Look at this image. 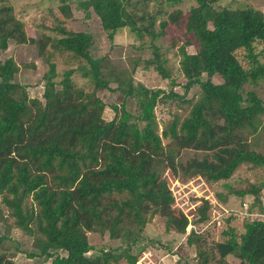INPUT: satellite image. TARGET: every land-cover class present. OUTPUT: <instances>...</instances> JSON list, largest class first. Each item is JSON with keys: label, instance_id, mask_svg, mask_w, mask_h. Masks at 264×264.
Instances as JSON below:
<instances>
[{"label": "trees", "instance_id": "1", "mask_svg": "<svg viewBox=\"0 0 264 264\" xmlns=\"http://www.w3.org/2000/svg\"><path fill=\"white\" fill-rule=\"evenodd\" d=\"M147 1L83 0L79 7L94 12L110 42L124 29L139 40L161 38L170 28L181 32L180 72L186 80L185 94L199 88L195 98L186 100L172 90L166 94L135 85L134 71L110 72L104 58H92L90 34L58 26L61 36L52 41V54L44 57L43 53L48 66L43 102L30 99L16 82L19 67L13 58L0 60V202L13 227L33 237L36 255L54 258L55 264H120L121 260L135 264L138 255L133 250L145 251L146 246L138 247L142 232L156 216L164 220L166 233L184 236L185 245L194 250L195 264H230L228 257L237 264H264V222L246 221L238 233L231 225L238 217L228 213L222 240L208 242L207 229L187 235L190 221L173 210L165 176L223 183L228 196H252L250 211L254 206L263 211L264 176L246 191H235L227 182L242 166L264 171V155L257 150L264 133V100L254 91L264 83V13L253 8L216 10L217 0H193L195 6L188 13L160 11L165 18L155 31L156 17L139 10ZM154 1L167 7L181 2ZM31 41L13 7L0 0V52L7 50L9 42ZM177 41L175 37L174 47ZM152 46L154 57L146 66L154 67L173 87L166 60ZM63 53L86 66L65 71L57 81L56 65L50 59ZM76 71L90 82L91 91L76 86L72 79ZM214 76L221 82H212ZM110 84L124 95V102L112 107L114 117L106 121L97 91L112 90ZM163 98L180 99L188 112L181 119L174 115L159 133L155 109ZM127 100L135 102L136 113L126 109ZM187 151L202 157L183 162L182 153ZM216 198L218 205H226V196ZM210 207L202 202L196 225L209 221ZM4 217L0 210V222H6ZM89 233H107L125 247L88 256L94 250ZM7 239L0 237V243ZM59 252L66 255L61 257ZM0 264L16 263L6 251L0 252Z\"/></svg>", "mask_w": 264, "mask_h": 264}, {"label": "rangeland", "instance_id": "2", "mask_svg": "<svg viewBox=\"0 0 264 264\" xmlns=\"http://www.w3.org/2000/svg\"><path fill=\"white\" fill-rule=\"evenodd\" d=\"M7 1L13 7L15 16L24 24L25 32L32 41L25 45L9 42L7 50L0 52V60L14 59L19 67V72L15 76L16 82L24 88L30 99H38L43 102L45 89L43 76L48 70L47 64L43 61V53H45L44 57L51 53V43L60 38L61 35L56 30L58 26H63L73 32L90 34L93 40L90 48L92 58H104L106 60L105 66L110 72L134 71L132 81L135 85L142 84L148 89H160L166 94L172 90L175 95L186 100L195 98L199 92V88L195 86L185 94L184 85L186 80L180 72V57L177 55L183 42V35L174 28L166 30L163 37L155 40L151 38L139 40L127 29H124L116 34L113 42H110L94 12L89 11L87 13L79 7V3L83 0ZM137 1L141 2L142 0ZM194 6L195 2L193 0H181L177 7L160 6L154 0H148L139 5V10L145 9L147 13L156 17L155 31H157L158 22L165 18L163 14H159L160 11H165L168 14L175 9H179L183 13H188ZM213 7L216 10L223 8H253L264 13V0H217ZM175 37H177L178 41L174 47L172 42ZM152 45L158 48L162 59L166 60L164 67L171 73L172 79L175 81L173 87L169 80H164L160 77L154 67L146 66V61L152 60L154 57ZM257 50L260 51L261 46H258ZM187 51L189 53L194 52L192 48H187ZM50 60L56 65L57 81L62 78L65 71L71 68L75 69L79 65L86 66L83 60L72 59L71 56L65 53L54 55ZM72 79L77 87L84 88L87 91L92 90L90 82L82 78L81 72L76 71ZM212 82L220 83L221 79L218 76H214ZM110 88L114 91H97L98 98L105 105L103 118L106 121H110L114 117L112 107L121 106L124 102V95L116 89V85L110 84ZM246 89L252 88L246 87ZM254 91L264 100V83L254 88ZM126 109L132 113L137 112L136 104L132 100H127ZM187 112L188 108L182 104L180 99L163 98L155 109L159 133L171 122L174 115L181 119L187 115ZM163 143L166 145L168 142L163 140ZM258 143L257 150L264 155V133H261ZM193 156L202 157V154L193 151L183 152L181 160L185 162L189 157ZM165 176L174 198L173 210L176 213L182 212L191 223H198L199 208H201L202 202L207 199L210 202L213 201L209 216L214 217V219L218 217L219 220L208 227L206 232L204 231V237L207 238L208 242L223 239L221 233L227 229L226 218L228 213L237 215L238 220L233 221L231 225L237 229L238 233L242 231L243 224L246 221L258 220L264 222L263 206V211H260L258 206H254L251 211L248 209L251 212L248 216L242 212L243 204H247L249 208L254 205L252 196H248L245 199L234 195L228 196L227 191L222 186L223 183L209 185L199 177L185 178L180 176L175 179L170 173H166ZM263 176L264 171L261 169L250 170L247 166H242L227 183L235 191H246L250 190L252 185L260 183L263 180ZM217 194L226 196L227 203L225 207L217 205ZM262 197H264V191L260 193L261 205ZM0 210L3 211V216L6 219V222H0V237L8 238L0 243V252L5 253L8 251V256H11L16 264H55L54 258L47 259L36 255L38 250L33 245V237H29L13 227V220L8 217L7 210L1 202ZM87 237L89 244L94 248L93 251L88 253V256H96L100 250H114L125 247V245H121L120 241L110 240L107 233L103 235L89 233ZM142 238L143 241L139 243L138 247L146 246L147 248L144 252L150 249L158 254L163 253V251L171 254L168 259L164 260L165 264H175L178 257L180 260L177 264H195L193 248H188L185 245L183 235L172 232L166 233L162 218L156 216L151 219L142 232ZM136 250H133V253L137 254L139 258L143 252L140 253L138 249ZM175 251L177 255L173 254ZM29 254H35L36 256L28 258ZM65 255V252H59V256L64 257ZM228 262L230 264L238 263L232 257H228ZM120 264L126 263L121 260Z\"/></svg>", "mask_w": 264, "mask_h": 264}, {"label": "built area", "instance_id": "3", "mask_svg": "<svg viewBox=\"0 0 264 264\" xmlns=\"http://www.w3.org/2000/svg\"><path fill=\"white\" fill-rule=\"evenodd\" d=\"M207 201L210 205L213 206V201H209L208 199L205 200ZM217 203V201H216ZM218 205V203H217ZM219 207H221L220 205H218ZM249 207L247 206V204H243V210L242 212H244L247 216L249 215L248 212ZM219 220V218L217 217L216 219H214V217L211 216V218L209 219V221L205 224V225H196L190 222L189 226L187 227V235L191 232L194 231L195 233H201L204 230H206L210 225H212L213 223L217 222ZM169 256H171V254L169 252H165L163 251V253L158 254L156 251L154 250H147L146 252H143L142 255L137 259L135 264H165L164 260L168 259Z\"/></svg>", "mask_w": 264, "mask_h": 264}, {"label": "crops", "instance_id": "4", "mask_svg": "<svg viewBox=\"0 0 264 264\" xmlns=\"http://www.w3.org/2000/svg\"><path fill=\"white\" fill-rule=\"evenodd\" d=\"M261 200H262V206L264 207V197H262ZM221 207H225V205H221Z\"/></svg>", "mask_w": 264, "mask_h": 264}]
</instances>
